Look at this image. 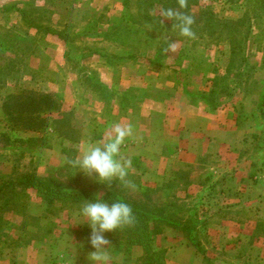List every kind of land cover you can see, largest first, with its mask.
Returning a JSON list of instances; mask_svg holds the SVG:
<instances>
[{
  "label": "rangeland",
  "instance_id": "rangeland-1",
  "mask_svg": "<svg viewBox=\"0 0 264 264\" xmlns=\"http://www.w3.org/2000/svg\"><path fill=\"white\" fill-rule=\"evenodd\" d=\"M27 20L52 33L38 35ZM93 23L98 34L76 35ZM175 90L219 109L186 127L201 129L202 142L219 131L221 153L203 160L235 173L236 185L226 177L181 186L179 155L164 165L160 150L181 131L161 117ZM30 94L51 98L31 117L9 106ZM116 124L133 129L125 177L99 183L73 168L81 144L102 143ZM25 174L72 194H117L176 223L131 218L105 233L102 264H218L207 214L243 208L246 181L251 194L264 192V0H0V264H101L77 216L85 203L48 200L19 184ZM184 193L192 199H175Z\"/></svg>",
  "mask_w": 264,
  "mask_h": 264
},
{
  "label": "crops",
  "instance_id": "crops-1",
  "mask_svg": "<svg viewBox=\"0 0 264 264\" xmlns=\"http://www.w3.org/2000/svg\"><path fill=\"white\" fill-rule=\"evenodd\" d=\"M205 93L206 91L199 92L198 97H202ZM186 94L187 95H183L185 98H182L181 92L179 93L178 90H175V95L172 94L167 97L168 106L165 107L161 115V117H164V119L166 118L167 121L174 122L175 124L179 123L181 127L179 143L172 144V139L170 138L160 150V154L163 155V157H161L162 160L166 159L164 165L169 168H174V163H172L171 158L179 155L178 160L174 162L178 165V168L181 169L178 170L179 175L185 177V179L180 182L181 186L189 184L196 185V183L203 184L205 179H209L210 183H212L215 179L223 180L226 177V181L222 182H231L236 185L235 181L237 180L234 178L236 176L235 173L224 177L221 167L216 163L205 162L203 160L205 157L207 158L208 155L213 158L215 155L221 153V147L218 145L220 138L219 131H212L211 134L206 137L205 141L202 142L205 136L201 129L195 127L189 130L188 126L186 127V124L188 125L189 122L203 121V109H206L208 113L211 111L217 112L219 109L215 107H210V109L208 106L198 107L193 104V102L189 101V97H192L194 94H192L191 91H187ZM150 100L151 98L147 99L145 105L150 103ZM178 101L180 103L179 113L177 114L175 103ZM216 124L220 125L221 123L219 124V122H216ZM158 135L159 134H157V137ZM199 135H202L200 139L198 138ZM84 144L97 145L100 143L96 141H90L89 143L83 142L81 146ZM129 146H131V144H126L124 141L121 147V154L127 151L128 149L126 147ZM229 147L231 146H227L225 150H228ZM141 152L143 153V151ZM119 159L122 161L121 155ZM257 167H260V165H257ZM204 169L209 170V173L214 174V176H202ZM256 170L258 169L256 168ZM219 172H221V178L216 176ZM194 173L197 175V178L192 177ZM240 181L241 180H239V182ZM250 186V180L246 181L245 192L238 197L245 203L243 208H238L235 204L219 211L218 214L209 213L207 211L209 214H207V220L202 227H208L210 223L214 230L212 233L216 235L212 238V248L215 253V257H213L214 262L218 261L222 264H264V192L251 194L252 189ZM187 193L175 199H179L183 202L190 201L192 198L189 197ZM167 198L173 199V197L169 195ZM230 198L231 196L228 195L227 199L230 200L231 203H234V200H232L233 197ZM249 203L250 206L254 207L251 208L248 206Z\"/></svg>",
  "mask_w": 264,
  "mask_h": 264
},
{
  "label": "clouds",
  "instance_id": "clouds-1",
  "mask_svg": "<svg viewBox=\"0 0 264 264\" xmlns=\"http://www.w3.org/2000/svg\"><path fill=\"white\" fill-rule=\"evenodd\" d=\"M133 135V129L127 124H116L106 135L104 141L97 145L84 144L79 155L71 161L73 168L80 169L88 176H95L99 183L111 181L113 178L123 179L127 164L121 163V147ZM91 228L89 243L94 251L93 261L106 259L104 246L108 244L105 233L111 232L131 220V209L123 201L106 202L97 196L94 202H87L77 213Z\"/></svg>",
  "mask_w": 264,
  "mask_h": 264
},
{
  "label": "trees",
  "instance_id": "trees-1",
  "mask_svg": "<svg viewBox=\"0 0 264 264\" xmlns=\"http://www.w3.org/2000/svg\"><path fill=\"white\" fill-rule=\"evenodd\" d=\"M146 2L149 3V5H153L154 2H160L161 0H145ZM167 2L170 3H174L175 1H182V0H166ZM187 2H189L190 0H185ZM128 4V3H127ZM187 7H185L183 10H186ZM163 10L166 11L167 10V6L164 5L163 6ZM188 15V17H190L191 19H194V16L190 13H186ZM149 16V15H148ZM242 21V20H241ZM228 23V22H226ZM184 24V23H181ZM27 25L31 28H35L38 32V35L41 34L40 32H51L52 30L50 27H42L40 24H37L34 21H30L27 20ZM226 26H229L228 24H226ZM45 29V30H44ZM97 31L98 34V30L97 26L93 23L90 26H85V27H81L79 32H77V36H83V37H88L91 31ZM95 34V35H97ZM234 49V48H233ZM234 53V52H232ZM191 57V55H189ZM233 59V56L232 58ZM51 98L50 95L45 94V95H27V96H23L20 97L19 99H17L14 104H9V106L13 107V105L19 104V106L21 107V113H26L29 117H31L32 115L37 114V111L39 110V105L41 103V101L43 99H47L49 100ZM21 179L18 180L19 184H21L22 186L25 185L27 187H33L35 189H37L38 191H40V193L42 194L43 197H45L48 200H54V199H60V200H70L73 202H94V198L97 196H93L91 195L89 192L86 191H79L76 194H72L70 192H67L66 190H64L63 188H61V186L53 184L49 181H46L44 179H41L39 177L33 176V175H22L20 177ZM101 198H103L106 202L108 203H112V202H116V201H123L124 203H126L128 205V207L131 209V218L138 220V221H149V223L151 222V220H155V217H159L161 220H165L167 221V223L169 222L170 224H176L173 221H171L170 219H168V217H164L161 214L159 216H155V213L152 212L151 210H149L147 207L145 208H139L136 207L135 204L119 197L117 194H113V193H108V194H102L101 196H99ZM163 221V222H165ZM147 247L149 248V245H147ZM159 261L156 258L155 260V264H158Z\"/></svg>",
  "mask_w": 264,
  "mask_h": 264
}]
</instances>
